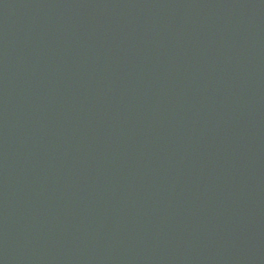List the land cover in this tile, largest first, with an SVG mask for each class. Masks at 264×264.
<instances>
[{"label": "water", "instance_id": "1", "mask_svg": "<svg viewBox=\"0 0 264 264\" xmlns=\"http://www.w3.org/2000/svg\"><path fill=\"white\" fill-rule=\"evenodd\" d=\"M0 264H264V0H0Z\"/></svg>", "mask_w": 264, "mask_h": 264}]
</instances>
